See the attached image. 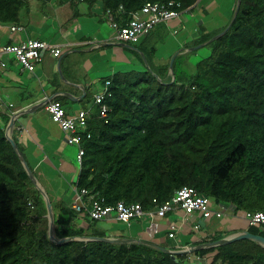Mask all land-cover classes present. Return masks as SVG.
Returning <instances> with one entry per match:
<instances>
[{"label":"trees","instance_id":"1","mask_svg":"<svg viewBox=\"0 0 264 264\" xmlns=\"http://www.w3.org/2000/svg\"><path fill=\"white\" fill-rule=\"evenodd\" d=\"M82 1L90 8L100 5L103 16L124 27L146 3L174 1L183 11L198 0ZM66 3L78 4L57 1ZM235 9L236 4L226 26L201 34L160 65L153 60L168 30L165 23L158 24L136 45L144 70L120 71L102 80V86L109 82L110 93L102 102L105 118L100 116L102 104L86 93L78 190L107 206L124 201L148 211L154 200L162 204L190 186L213 205L231 207L236 217L264 213V0H240L234 16ZM34 16L24 0H0V25H27L36 21ZM199 45L209 54L187 63L188 50ZM8 121L9 116H0V264H190V258L210 254L209 264H264V249L249 240L174 257L142 243H57L133 236L108 234L110 229L88 213L77 214L47 192L42 183L49 176L36 170L32 145L18 142L14 124L10 137L52 206V241L45 202L5 136ZM248 232L264 238V227ZM231 234H214L206 241Z\"/></svg>","mask_w":264,"mask_h":264},{"label":"crops","instance_id":"2","mask_svg":"<svg viewBox=\"0 0 264 264\" xmlns=\"http://www.w3.org/2000/svg\"><path fill=\"white\" fill-rule=\"evenodd\" d=\"M57 1L49 0L47 4L41 5L38 0H30L28 2L30 12L36 16H34L36 21L27 25L20 24L25 29L19 35L10 33L7 25H0V47L6 46L8 41L12 44L26 39L64 46L58 59L48 53L44 54L42 62L34 73L23 71L11 55L0 59V62L7 65L5 68L0 67V102L5 106V111L1 108L0 116H9L8 113L17 116L14 124H16L18 142L25 147L28 144L32 145L37 160L36 170L40 174H59L57 178L55 176L47 178L44 175L45 185L58 200H64L71 205L74 199L72 190L69 198L68 192L63 195L61 188H57L55 183L60 179L65 180L61 174L78 176L80 168L76 167L75 160L77 148L66 144L65 134L51 121L45 110V102L59 101L69 115L85 110V101H88V98L85 100L83 98L86 93L92 94L91 97L94 98L102 88L101 83L105 77L141 67L143 64L135 44L125 46L113 41L111 21L102 15L100 5L90 8L84 2L74 7L72 3L62 6L57 4ZM200 1L194 4L191 11ZM38 17L41 18L40 21ZM177 19L181 24L182 21L185 22V18L181 15ZM164 25L169 33L175 28L172 23ZM196 38L198 36L189 38V42H181L182 48ZM153 64H156L155 58ZM8 105L12 107L9 108ZM67 184L70 188L73 182ZM231 219L224 218L221 223L225 225ZM239 219L243 220V218ZM145 221L147 222L148 219L145 218ZM198 222L199 218L194 216L191 221L183 223V216L179 211L168 214L161 221L162 229L166 230L170 223L177 224L181 229L174 240H169L171 244L167 243L166 236L160 235V241L165 239L167 243V245L164 243L165 249L177 252V249L205 244L214 234L220 235L226 232L235 234L248 230L247 226L242 225L233 229L231 225L223 230L210 232L207 224L204 228V224L201 223L202 234H197L192 231V226ZM138 232L134 233L133 239L140 237ZM203 234L205 237L202 236ZM200 235L203 239L198 238ZM197 238L202 239L200 243L197 242ZM204 256L209 261L213 254Z\"/></svg>","mask_w":264,"mask_h":264},{"label":"built area","instance_id":"3","mask_svg":"<svg viewBox=\"0 0 264 264\" xmlns=\"http://www.w3.org/2000/svg\"><path fill=\"white\" fill-rule=\"evenodd\" d=\"M25 2L30 0H24ZM40 2H46V0H38ZM78 4L82 3V0H73ZM180 3L170 1L167 3H146L137 12L131 14V20L124 26L120 27L114 21H111V28L114 32L113 41L121 45H129L138 43L143 37L148 35L158 24L167 22L171 19L178 18L181 13ZM122 6H119L118 11H122ZM187 13L190 9L185 10ZM183 11V13L185 12ZM107 15L110 12L107 11ZM9 32L15 35H19L24 31V27L18 23H10L7 25ZM64 46L51 45L40 40L26 39L20 43L15 42L6 46L0 47V59L6 55H11L17 62L20 68L28 73H34L36 67L42 62L44 54L48 53L53 58H59L62 54ZM0 67L5 68L7 65L4 62H0ZM109 82L106 81L102 88L94 95L95 104H102L106 97H110L108 91ZM45 110L49 115L51 121L57 124L60 130L65 134V142L69 146H75L77 148L76 163L80 165L81 159L84 155V151L81 148V132L84 131L86 126L87 110H79L72 115H69L62 104L56 100H47L45 102ZM9 108L12 105H8ZM1 108L5 111V106L0 102ZM9 116H13V113H8ZM7 114V115H8ZM100 116L106 117V107L104 104L100 107ZM72 192L74 199L71 204V208L77 214L88 213L89 217L96 221L113 219L116 222L124 224L127 228L131 226V221L143 218L148 219V225L145 227V231L148 235V243L156 246L161 245L160 231L161 221L166 216L173 212H181L183 216V223L191 221L194 216L199 218L198 224L192 226V231L197 234L201 233V223L206 225V221L212 218L222 220L224 218H237L231 207L215 206L212 201L201 194L194 187L186 186L177 190L173 197L162 203L157 204L154 200L153 207L145 211L140 204H127L124 201H119L113 206L104 205L102 201H97L93 197L88 196V191L85 189L78 190L75 184L72 186ZM89 210L87 211V208ZM246 222L247 229L250 227H264V213L256 212L253 214H246L242 217ZM239 219V218H238ZM182 221V220H181ZM194 223V222H192ZM81 224V221H79ZM177 224L170 223L166 228V238L168 240H174L176 234L179 231ZM204 236V234L202 235ZM205 237V236H204ZM198 238H202L201 235ZM200 243L202 239H198ZM134 240L143 241L140 237ZM188 247L177 249L187 250ZM190 264H209L205 256L192 257Z\"/></svg>","mask_w":264,"mask_h":264},{"label":"rangeland","instance_id":"4","mask_svg":"<svg viewBox=\"0 0 264 264\" xmlns=\"http://www.w3.org/2000/svg\"><path fill=\"white\" fill-rule=\"evenodd\" d=\"M235 4H236V0H201L190 13H187L185 11L184 13L181 14V17L185 18V22L182 21L183 24L179 23V19L177 18L167 21L166 22L167 24L172 23L175 28L172 31H170V33L167 32L163 43L157 45L156 53H155L156 65L166 64L169 62V59L175 53L182 52L181 42H186V41L189 42V38L192 39V37H197V36L199 37L201 34H206L209 31L221 29L224 26H226L232 17ZM174 30H176V32H173ZM208 54L209 51L206 47H201L197 50L190 51V54L188 55L187 63L189 62L191 64H194L201 58L207 56ZM135 69L144 70L143 65H141V67L139 66L135 67ZM76 167L79 169L77 164ZM46 175H48L49 177L55 176L52 174H46ZM58 175L59 174H56V176ZM61 175L65 178V180L62 179L57 180V182L55 183L56 187L61 188L63 195L67 194L68 192V196L70 198L72 195V192L70 190H72V186L76 181L77 174L74 175L61 174ZM43 182H44V178H43ZM72 182L73 184L69 188V185L67 183H72ZM42 185L45 188V190L48 192L47 186L43 183ZM222 220H217L215 218L207 220L206 221L207 229H209L210 232L211 231L216 232L219 230H223L226 227L228 228L231 225L233 229H235V227L240 228L242 225L247 226L245 221H243L242 219H236V218L231 219L229 220V222L227 221L225 225L221 223ZM98 223L103 229L105 228L110 229L108 234L109 233L119 234L120 231H122L125 232L126 233L125 235H127L128 237L129 236L132 237L134 236L135 232L139 231L138 234H140L141 239L145 242L148 241V235L145 231V227L147 226L148 221L146 222L145 218L139 220L138 222L135 221L132 222L129 228H127L124 224L116 222L115 220L112 219L98 221ZM166 234H167L166 230L162 229L161 226L160 235L163 237L166 236ZM160 235L158 237H160ZM165 239L168 240L167 238ZM165 239L161 240V245L163 246H165L164 243H166ZM167 243L171 244V241L168 240Z\"/></svg>","mask_w":264,"mask_h":264},{"label":"water","instance_id":"5","mask_svg":"<svg viewBox=\"0 0 264 264\" xmlns=\"http://www.w3.org/2000/svg\"><path fill=\"white\" fill-rule=\"evenodd\" d=\"M240 5V0H237L236 2V9L234 11V16L237 13L238 7ZM228 29V28H227ZM224 33V32H223ZM220 34L216 37H214L212 40L217 39L218 37H220ZM211 40V41H212ZM204 45H199L196 46L195 48L191 49L190 51H194L197 50L201 47H203ZM171 66H172V61L170 63V70H171ZM17 118L16 115H13L10 117V121L6 127L5 130V136L7 138V140L9 141V143L11 144V146L13 147L14 151L16 152L17 156L19 157L24 170L26 171L28 178L30 179V181L33 183V185L37 188V190L40 192L44 202H45V206H46V211H47V218H48V224H49V238L52 241H56L54 238V233H53V212H52V206L49 202V199L46 195V193L44 192V190L42 189V187L40 186V184L38 183L37 179L35 178L33 172L30 170V168L28 167L27 163L25 162V160L23 159L22 155L20 154L16 144L14 143V141L12 140V138L10 137V130L14 124L15 119ZM241 240H249L252 242H255L256 244H258L259 246H261L264 249V238L261 236H256L253 235L251 233H249L248 231H244V232H240V233H235V234H231L225 238H222L220 240L214 241V242H208L205 244H201L195 247H191L188 250H183V251H177V252H171L163 247L160 246H156V245H152L148 242L145 241H136L133 239H120V238H112V237H108V238H89V239H83V238H74V239H63V240H59L56 241L57 243H64V242H69V241H98V242H104V243H110V244H121V243H142V244H148L151 245L155 248L160 249L161 251L170 254L172 257H174L175 255H182V254H190L193 253L194 251H199V250H205V249H209V248H218V247H222L237 241H241ZM191 262V260H190Z\"/></svg>","mask_w":264,"mask_h":264},{"label":"clouds","instance_id":"6","mask_svg":"<svg viewBox=\"0 0 264 264\" xmlns=\"http://www.w3.org/2000/svg\"><path fill=\"white\" fill-rule=\"evenodd\" d=\"M27 2H29V1H27ZM38 2H40V1H38ZM40 3L47 4L48 2H47V0H46V2H40ZM82 3H84V2H82ZM193 6H194V5H193ZM193 6H191V7L188 8V9H190V11H191V9L193 8ZM186 10H187V9H186ZM183 11H185V10H183ZM183 11H180V10H179L180 13H181V12L183 13ZM182 13H181V14H182ZM164 23H166V22H164ZM18 24H19V23H18ZM136 44H137V43H136ZM188 51H189V50H188ZM74 184H75V183H74ZM247 231H248V230H247ZM133 240H134V239H133ZM188 249H189V248H188ZM188 249H187V250H188ZM177 251H178V250H177ZM179 251H181V250H179ZM182 251H183V250H182ZM171 252H172V251H171ZM174 252H175V251H174ZM190 254H191V253H190ZM191 259H192V258H191ZM191 262H192V260H191ZM191 262L189 261V263H191Z\"/></svg>","mask_w":264,"mask_h":264}]
</instances>
